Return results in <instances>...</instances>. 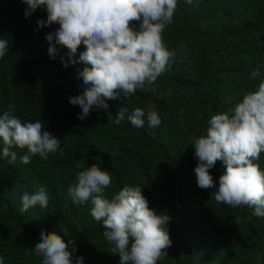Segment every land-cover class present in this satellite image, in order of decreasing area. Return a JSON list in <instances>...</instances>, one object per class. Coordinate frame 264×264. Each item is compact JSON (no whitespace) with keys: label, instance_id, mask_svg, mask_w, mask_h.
<instances>
[{"label":"rangeland","instance_id":"1","mask_svg":"<svg viewBox=\"0 0 264 264\" xmlns=\"http://www.w3.org/2000/svg\"><path fill=\"white\" fill-rule=\"evenodd\" d=\"M193 3L196 6L177 0L173 22L164 29V43L176 53L165 72L154 84L136 90L143 93L139 99L129 96L125 100L106 101L113 115L127 108L120 125L108 120L104 110L93 109L86 118L78 119L81 109L68 100L84 91L77 69L85 65L79 62L62 66L60 58L68 61V49L60 46L57 57L50 59L45 36L59 25L38 29L37 20H46L47 16L41 9L29 16L28 44L35 57L40 54L35 60L41 76H36V80L51 86L50 94L32 100L49 106L57 100L67 103L71 111L57 119H43L36 112L37 120L43 123L42 131L61 141L63 154L58 150L50 153L47 160L32 157L33 171L20 168L21 160L0 163V187L9 199V205L0 208V239L10 241L7 256L11 264H40L42 257L35 253L34 245L39 242L42 230L61 235L65 242L74 240L73 264L75 257H83V264H119V256L111 252V245L103 237L102 222L95 221L90 214L91 203L73 204L70 198H65L68 187L76 182V174L94 164L112 177L111 186L105 190L108 198L124 186L139 185L149 208L171 217L168 231L172 244L166 250L167 257L157 264H264V217L254 216V209L247 206L233 208L217 203L215 187L200 189L194 173L195 149L191 145L194 138L206 134L212 115L233 108L247 92L255 91L264 78V35L259 29H251L253 21H258L264 32L263 5L261 0H193ZM207 12L212 13L215 22L202 21ZM186 15L210 29L206 43L212 46L208 48L215 58L207 62L204 70L192 69L206 45L186 36ZM214 23L216 30L211 29ZM83 50L81 44L72 59L78 60ZM229 56L227 71L224 61ZM253 70H259L261 77L252 79ZM17 72L11 76L9 85L10 88L16 85L15 91L20 89L15 82ZM52 73L58 74L57 80L52 79ZM17 81H23L22 77ZM57 91L65 93L56 96ZM136 107L145 113L156 111L161 124L150 128L145 116L142 128L132 126L127 116ZM60 125L81 136L82 142H72L66 129L52 132ZM66 144L69 146L65 148ZM26 151L23 149L20 156ZM57 153L62 155L58 164L53 158ZM255 163L264 171V152ZM209 171L217 183L225 167L217 161ZM39 186L49 192L48 207L42 209L37 205L22 212V194H31Z\"/></svg>","mask_w":264,"mask_h":264},{"label":"clouds","instance_id":"2","mask_svg":"<svg viewBox=\"0 0 264 264\" xmlns=\"http://www.w3.org/2000/svg\"><path fill=\"white\" fill-rule=\"evenodd\" d=\"M27 8V19L37 9L46 12V20H37L39 28L57 24L59 27L45 36L50 59H55L58 47L68 49V61L61 57L62 66L83 62L77 69L82 79V94L69 97L68 102L79 106L78 119H84L90 111L104 110L108 120L120 125L125 120L127 108H121L116 115L109 109L108 100L127 99L137 89L152 85L165 72L175 51L169 50L163 40L166 26L173 22L177 0H22ZM196 6L193 0H185ZM84 50L78 60L72 59L78 47ZM9 49V42L0 38V58ZM252 79L261 77L259 70L250 73ZM14 106L0 115V141L2 155L17 159L13 147L26 149L20 156L23 164L32 157L47 160L50 153L61 154V141L47 131L43 123H22L12 115ZM145 116L150 128L161 124L159 114L154 110L147 113L136 107L127 116L130 124L142 128ZM197 164L194 168L197 186L200 189L216 188L217 203L233 208L247 206L254 209L253 215L264 217V171L255 163L264 152V78L260 79L255 91L247 92L242 100L227 112H218L207 121L206 134L191 142ZM217 161L225 171L214 183L210 174ZM112 184L108 171L97 165L85 168L76 174V182L67 189L66 199L73 204L90 202V214L105 229L103 237L111 252L119 256V264H157L167 257V248L172 241L168 224L171 217L149 208L139 185L124 186L110 198L105 190ZM49 192L39 186L31 194L21 196L22 208L39 206L47 208ZM34 251L42 257L40 264H73L76 252L73 239H65L53 232L41 231ZM0 264L5 260L0 256ZM75 264H83V257H75Z\"/></svg>","mask_w":264,"mask_h":264},{"label":"trees","instance_id":"3","mask_svg":"<svg viewBox=\"0 0 264 264\" xmlns=\"http://www.w3.org/2000/svg\"><path fill=\"white\" fill-rule=\"evenodd\" d=\"M261 4L264 9V0H261ZM26 8L27 5L24 4L22 0H0V38L6 39L9 42L8 53L3 58H0V115L8 111L9 105H13L14 108L11 114L19 118L22 123L36 122L38 116V114H36L37 111L41 114L38 117L43 119H57L64 116L67 111H71V107L67 103L61 104L59 101L54 100L53 106H49V103L46 105V102L32 100L33 98L41 97L47 93L50 94L51 86L48 83H39L36 80V76H41V72L38 71V67L36 66L37 60H35L40 54L35 57L33 49H31V46L28 44V40L30 39L29 17L26 19L23 14ZM206 14L208 16L202 20L203 22H209L211 20L215 22L211 12H207ZM186 17L187 21L184 23L186 25V36L195 43H203L206 45V48L203 49L198 59L194 62L192 69L198 71L204 70L207 67V62H212V59L215 58V55L210 54V49L208 48L212 46L209 42L206 43L210 39V29L205 27L200 21H197L196 18L191 19L187 15ZM261 21H264V18ZM253 22L254 25L251 26V29H259L261 34L264 35L263 30L259 28V22ZM211 29L216 30L215 23ZM42 50L44 49L42 48ZM38 52L40 53V51ZM45 58L46 55L44 53L43 59ZM225 58L224 67L228 68L226 64L229 63L230 56ZM15 71H18L15 81L18 82L20 86L18 91H15L17 89L16 85L11 88L9 87L11 84L10 78ZM227 71H229V68ZM21 77L23 81H17ZM57 78L58 74L52 73V79L57 80ZM64 93V91H57L55 95L61 96ZM142 94V92H136V95L134 93L130 98L139 99ZM46 125L50 127V125ZM63 129H66V126L60 125L56 130L52 129V132L63 131ZM66 131L72 142H82L81 136L74 135L69 129H66ZM63 146L66 148V146L69 145L66 144ZM2 147L3 144L2 141H0V159L2 160L0 163H13L10 162V158H6L2 155ZM75 147L77 148V146ZM12 150L17 152V159L14 161L16 163L20 160V154L23 149L13 147ZM53 158L58 164L62 159V155L57 153ZM19 166L24 169V171H33L30 163H20ZM8 202L9 199L6 197V193H3L0 187V208L2 206L7 207V205H9ZM58 212H60L59 208ZM9 245L10 241H2L0 239V256L4 258L5 264H11L7 256Z\"/></svg>","mask_w":264,"mask_h":264}]
</instances>
